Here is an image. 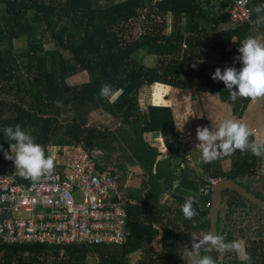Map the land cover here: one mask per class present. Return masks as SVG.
Masks as SVG:
<instances>
[{"label": "trees", "instance_id": "1", "mask_svg": "<svg viewBox=\"0 0 264 264\" xmlns=\"http://www.w3.org/2000/svg\"><path fill=\"white\" fill-rule=\"evenodd\" d=\"M257 4L264 0H254L252 9ZM129 20L137 24L134 31L126 28ZM250 27L249 20L236 23L212 10L209 0H0V173L13 166L4 158L14 143L4 136L6 126L21 125L46 156L52 145L80 144L95 156L97 170L109 172L126 190L132 230L120 244L0 240V264H185L180 254L184 245L191 247V233L208 231L210 206L203 200L209 194L199 191L207 183L204 173L231 178L264 199V159L251 152L201 162L200 172L186 164L179 176L160 180L158 152L144 135L176 134L173 109L140 108L138 102L144 85L160 82L217 93L241 118L251 100L233 103L224 83L211 78L208 61L214 56L212 66L239 70L240 42L250 34L264 40V27L256 33ZM21 39L24 44L16 43ZM147 55L156 62L145 63ZM78 73L86 80L70 85ZM105 83L118 93L112 102L98 98ZM92 112L111 116L113 126L90 121ZM226 158L232 160L228 170ZM130 175L141 179L138 188L126 185ZM190 195L199 215L187 220L180 205ZM222 196L217 235L240 240L251 264H264V208L233 189H223ZM157 237L160 246L154 248L150 243ZM142 250L146 256L134 261L132 253ZM212 257L215 264H243L234 252Z\"/></svg>", "mask_w": 264, "mask_h": 264}, {"label": "built area", "instance_id": "2", "mask_svg": "<svg viewBox=\"0 0 264 264\" xmlns=\"http://www.w3.org/2000/svg\"><path fill=\"white\" fill-rule=\"evenodd\" d=\"M154 2L162 0H153ZM254 0H231L228 14L242 23L252 16ZM51 176L37 182L0 173V240L4 242H85L120 244L132 236L127 193L107 171L97 170L95 156L80 144L61 146ZM220 178L200 187L210 194ZM210 206L209 200H203Z\"/></svg>", "mask_w": 264, "mask_h": 264}, {"label": "clouds", "instance_id": "3", "mask_svg": "<svg viewBox=\"0 0 264 264\" xmlns=\"http://www.w3.org/2000/svg\"><path fill=\"white\" fill-rule=\"evenodd\" d=\"M252 11L256 14V18L249 19L250 32L256 33L264 27V4L254 5ZM238 52L240 55L235 59L242 64L239 70L236 67H225L222 72L217 67L211 78L213 81L224 83L229 92V99L233 103L238 98H248L252 102L264 98V40L250 34L240 42ZM98 98L114 101L112 86L103 84ZM55 105L60 107L61 102L56 101ZM3 133L8 140L14 141L9 143L10 151H4V158L14 163L15 175L35 183L42 177L53 174L54 158L45 155L44 147L36 142L35 136L23 130L19 124L6 126ZM254 135L247 124L233 119H224L218 124H212L210 128L198 126L196 139L201 149V162L209 164L221 157L231 156L237 151L241 154L251 152L252 155L264 159V141L250 140ZM0 150H3L2 145ZM194 203H196L195 198L190 195L180 205L183 217L187 220L199 215L193 207ZM191 240V247L184 245L180 254L185 264H215L212 256L202 255V252L213 250L220 254L234 252L243 264H251V256L240 240L226 242L224 236L213 232H192Z\"/></svg>", "mask_w": 264, "mask_h": 264}, {"label": "rangeland", "instance_id": "4", "mask_svg": "<svg viewBox=\"0 0 264 264\" xmlns=\"http://www.w3.org/2000/svg\"><path fill=\"white\" fill-rule=\"evenodd\" d=\"M209 4H210V6H212V10H214L216 12L227 13L228 7L231 4V0H209ZM168 19H169V21L171 20V22H172L171 16H169ZM129 26L133 27V31H134V29L137 28L136 27L137 24L132 22V20L128 21L126 28H128ZM126 33H127V35H129L128 30L126 31ZM16 43L24 44L25 40L21 39V40L17 41ZM212 58H214V56H212ZM212 58L208 61L209 65H210L209 71L211 73H214V71L217 67L211 65ZM144 62L147 64H154L156 62V60H155L153 55H147L144 58ZM218 67L221 69V71L224 70L223 66H218ZM85 80L86 79H85L84 74L78 73V74L71 76V78L69 79V84L70 85H77V84H80L81 82H83ZM150 87H152V89H150ZM151 92H153V95H152L153 100H152V96L150 97L151 103L154 102V103L166 104V105L176 103V107L181 108L179 104L181 103L182 100H185L190 104V110L192 112L191 117L194 116L196 112L198 115H201L202 111H203L202 119L204 120V123L202 122V127H209L208 125H209V123H211V121H214V120H212V119H214V117L218 118V123L224 119H233V120H237L239 122L247 124L248 127L251 130H253V132L255 133V138L258 141H264V98H260L255 102L251 101V103L248 105V107L244 113V116L242 118H239L231 112L230 104H228L226 102H220L219 103V101L217 99L218 97H216L214 95V93H210L209 91H200L201 96H199L198 95L199 90H196V89L179 90L178 88H176L174 86L168 87V86H165L163 84H156V83H152V85H149L146 87L144 85L140 89L139 94H138V102H139L140 108H146V106H147L146 102L148 100L147 96L149 98V96L151 95ZM167 93H169V95L170 94L174 95V97H172V98L170 97L172 103H169L170 102L169 99L168 100L162 99V97H165ZM117 94L118 93H115V97L117 96ZM158 96H160V97H158ZM202 96L204 99L201 100ZM89 119H90V121L91 120L94 121L97 125L107 124L111 127L113 126L114 121H115L111 116H109L107 114L100 113V112H92L89 116ZM180 124H181V122H180ZM259 127H261V128H259ZM261 130H263V132ZM61 146H63V145H52L49 148V155L53 156V157L59 156V158H60L61 153H62ZM200 156L197 155L194 157L191 155L192 159L195 160L197 164H199L198 161H200V159L198 160V158H200ZM159 160H161V159H159ZM231 162H232L231 158H227L223 161L225 170H228V168L231 167ZM166 165L168 166L167 163H166ZM199 166H200V164H199ZM169 170H170V168H169ZM171 170L174 171L175 173H178L179 172L178 164H175L174 166H172ZM261 176L264 177V173ZM137 181H139V180H137V179L131 180V181L129 180V182H127L126 185L130 186L131 185L130 182L136 183ZM177 182H178V179H175L172 183V186L175 187ZM150 244L154 248L159 247L160 246L159 237L154 238ZM144 251H145V249H144ZM144 251L142 250V253L139 251L133 252L132 257L134 258V261H136V259L138 257H141V256L145 257L146 253Z\"/></svg>", "mask_w": 264, "mask_h": 264}, {"label": "crops", "instance_id": "5", "mask_svg": "<svg viewBox=\"0 0 264 264\" xmlns=\"http://www.w3.org/2000/svg\"><path fill=\"white\" fill-rule=\"evenodd\" d=\"M154 83L163 84L165 86L172 87L170 85L160 83V82H154ZM149 85H152V84H149ZM149 85H145V87ZM150 89H152V87H150ZM191 89H194V88H191ZM152 95H153V92H151V95L149 96V98L147 96V99H148L146 102L147 105L149 104L166 105V104H159V103H154V102L151 103L150 97ZM198 95L201 96L200 92ZM214 95L218 97L217 99L219 103L223 102L220 100V97L217 93H214ZM170 97L172 98L174 97V95L172 94L169 95V93H167L165 97H162V99L163 100L169 99L170 100L169 103H172ZM202 99H204L203 96L201 100ZM152 100H153V96H152ZM169 105L172 107L173 113H174L176 134L171 133L169 130H164V131H160L157 133H148L144 135L145 140L148 141L149 144L152 146V148H154L158 152L156 163H155V170L159 173L160 180H164L165 178H167L169 173H172L174 176H179L181 173L182 166L186 164L193 166L197 172L201 171V168L199 166V164H201V156H200L201 149L198 146L199 141L196 139V129L198 126L202 127V122L204 123V120L202 119L203 111L201 115H198L196 112L195 115L191 117L192 112L190 110V104L187 101L185 100L181 101V103L179 104L181 108L179 107L177 108L176 103L169 104ZM212 120L214 121H211V123H209L208 125L209 128L211 127L212 124L213 125L218 124L217 117H214V119ZM261 131L263 132V130ZM191 155L194 157L197 155L200 156V158H198V160L200 159V161H198L199 164H197L196 161L192 159ZM187 156H190V158L187 159L186 158ZM158 158L161 160H159ZM166 163L168 164V166L166 165ZM175 164H178V167H179L178 173H175L174 171L171 170V167L174 166ZM204 177L205 179L207 178L206 173H204ZM135 179L139 181H137L136 183H133V182H130V183L132 187L138 188L140 186L141 179L138 176L130 175L129 177L130 181L135 180Z\"/></svg>", "mask_w": 264, "mask_h": 264}, {"label": "water", "instance_id": "6", "mask_svg": "<svg viewBox=\"0 0 264 264\" xmlns=\"http://www.w3.org/2000/svg\"><path fill=\"white\" fill-rule=\"evenodd\" d=\"M225 188L233 189L238 192L243 197L249 199L254 204L264 208V199L256 195L255 193L248 190L245 186L238 183L237 181L231 178H221L214 185H211L209 201H210V209H209V226L207 232H213V234H217V221L219 210L222 208V191ZM214 250L204 253L203 255H214Z\"/></svg>", "mask_w": 264, "mask_h": 264}]
</instances>
